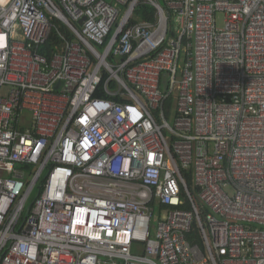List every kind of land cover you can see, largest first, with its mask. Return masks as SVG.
<instances>
[{"label":"built area","instance_id":"built-area-1","mask_svg":"<svg viewBox=\"0 0 264 264\" xmlns=\"http://www.w3.org/2000/svg\"><path fill=\"white\" fill-rule=\"evenodd\" d=\"M110 1L0 0V264H264V0Z\"/></svg>","mask_w":264,"mask_h":264},{"label":"trees","instance_id":"trees-1","mask_svg":"<svg viewBox=\"0 0 264 264\" xmlns=\"http://www.w3.org/2000/svg\"><path fill=\"white\" fill-rule=\"evenodd\" d=\"M136 15L143 21H154L155 18V10L152 6H150L149 4L146 3H141L138 8L136 9ZM63 31H65L64 29H62ZM60 40L55 36V35H51L50 41L49 43H47L45 45V47H43L41 49V53L44 54L45 56L49 57L51 55V52L53 51V47L54 46H60ZM103 93H98L96 94V96H103ZM172 105H173V99L172 97H170L166 102H165V114L167 117H169V112L172 109ZM184 177L186 180V183L188 185V187L190 188L191 192L196 194L197 193V189L196 188H192V176H191V172H186L184 173ZM185 209L189 210V205H185L184 207ZM189 241H191L192 239H196V242L199 243V239L197 237V235L195 233H193L191 236L188 237Z\"/></svg>","mask_w":264,"mask_h":264},{"label":"rangeland","instance_id":"rangeland-1","mask_svg":"<svg viewBox=\"0 0 264 264\" xmlns=\"http://www.w3.org/2000/svg\"><path fill=\"white\" fill-rule=\"evenodd\" d=\"M106 1L109 2V3H111L110 0H106ZM216 25H217V28H223V17H222V15H219V16L217 17V24H216ZM169 121L172 122V118H170ZM156 221H157V220L154 219L153 222H152V224L155 225ZM153 232H154V229L152 228L151 233H153Z\"/></svg>","mask_w":264,"mask_h":264},{"label":"water","instance_id":"water-1","mask_svg":"<svg viewBox=\"0 0 264 264\" xmlns=\"http://www.w3.org/2000/svg\"><path fill=\"white\" fill-rule=\"evenodd\" d=\"M166 76H167V75H164V76H163V78H162V82H161V83H162V90H163V92L166 91ZM58 86H59V84L56 85L55 89H57Z\"/></svg>","mask_w":264,"mask_h":264}]
</instances>
